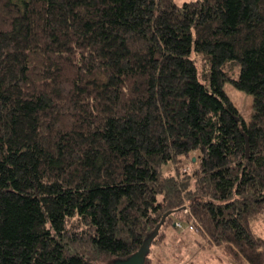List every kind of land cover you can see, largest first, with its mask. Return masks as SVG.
I'll return each mask as SVG.
<instances>
[{"label":"trees","instance_id":"trees-1","mask_svg":"<svg viewBox=\"0 0 264 264\" xmlns=\"http://www.w3.org/2000/svg\"><path fill=\"white\" fill-rule=\"evenodd\" d=\"M168 210L146 264L183 225L264 264V0H0V264H111Z\"/></svg>","mask_w":264,"mask_h":264},{"label":"rangeland","instance_id":"rangeland-1","mask_svg":"<svg viewBox=\"0 0 264 264\" xmlns=\"http://www.w3.org/2000/svg\"><path fill=\"white\" fill-rule=\"evenodd\" d=\"M187 1L190 0H174L178 6ZM224 87L228 95L238 106L242 118L248 121L253 112V95L237 88L231 80H226ZM252 226L255 233L259 237L264 238V214L255 219ZM192 227H187V225H183V228L169 227L168 238L160 251V259L157 264H201V262L203 264L206 259H208L207 264H230L229 257H225L222 253L224 251L213 246L203 248L201 245L206 244V242H203L205 241L204 238L202 236L200 238L197 228ZM155 252L156 250L154 249L151 252V256Z\"/></svg>","mask_w":264,"mask_h":264},{"label":"water","instance_id":"water-1","mask_svg":"<svg viewBox=\"0 0 264 264\" xmlns=\"http://www.w3.org/2000/svg\"><path fill=\"white\" fill-rule=\"evenodd\" d=\"M181 209H178V210H181ZM183 209H185V207H183ZM173 212H175V210H168L163 214L161 220L146 235L142 244L135 252H133L130 256L126 258L115 259L111 264H146V259L151 251V247H152V244L155 238L159 235L160 229L162 225L164 224V222L166 221L167 217Z\"/></svg>","mask_w":264,"mask_h":264},{"label":"crops","instance_id":"crops-1","mask_svg":"<svg viewBox=\"0 0 264 264\" xmlns=\"http://www.w3.org/2000/svg\"><path fill=\"white\" fill-rule=\"evenodd\" d=\"M201 245V244H200ZM202 246V245H201ZM203 247V246H202ZM213 247H215V248H217L218 249V247L217 246H213ZM203 248H205V247H203ZM223 253V255L225 256V257H227L228 258V256L225 254V252H222ZM219 261H221V260H219ZM229 261H231L230 262V264H237V263H235L234 261H232L230 258H229ZM208 263V259H206L204 262H203V264H207ZM201 264H202V262H201ZM209 264H211V263H209ZM226 264H228V263H226Z\"/></svg>","mask_w":264,"mask_h":264}]
</instances>
